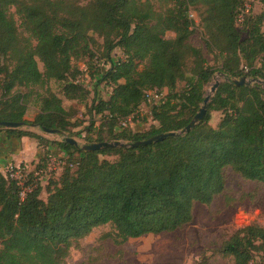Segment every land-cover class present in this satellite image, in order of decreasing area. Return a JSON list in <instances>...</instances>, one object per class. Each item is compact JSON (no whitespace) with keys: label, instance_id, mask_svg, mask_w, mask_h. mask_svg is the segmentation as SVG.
<instances>
[{"label":"trees","instance_id":"1","mask_svg":"<svg viewBox=\"0 0 264 264\" xmlns=\"http://www.w3.org/2000/svg\"><path fill=\"white\" fill-rule=\"evenodd\" d=\"M160 1L162 7L154 10L149 0H91L85 5L79 0H0V121L71 136L81 120L72 122L60 97L50 91L39 95V111L27 121V94L17 88L54 80L62 83L65 97L83 99L87 91L76 81L74 62L87 58L92 68L97 52L96 59L110 61L99 81L112 89L107 99L93 100L89 107L103 120L84 127L87 143L134 142L185 127L216 70L204 49L219 59L226 77L264 79V12H244L240 28L236 21L243 0ZM191 10L202 45L189 40L196 24ZM115 47L124 57L113 61ZM179 80L184 81L181 90L176 89ZM147 91L163 93L149 111L156 125L145 132L122 127L121 121L145 103ZM216 111L221 116L212 126ZM4 131L36 139L45 154L56 145L65 152L66 165L58 181L45 188L36 181L38 165L22 180L0 171V264H62L73 244L102 225L111 227L104 236L117 243L174 231L192 220L195 203L209 204L225 190L226 167L264 185V86L258 83L219 82L203 119L187 134L138 147L83 151L64 139ZM43 190L46 200L40 197ZM216 253L231 259L229 264H254L258 253L264 264V226L237 228ZM199 264L218 263L203 256Z\"/></svg>","mask_w":264,"mask_h":264},{"label":"rangeland","instance_id":"2","mask_svg":"<svg viewBox=\"0 0 264 264\" xmlns=\"http://www.w3.org/2000/svg\"><path fill=\"white\" fill-rule=\"evenodd\" d=\"M91 0H79L82 5L89 3ZM143 1V0H142ZM154 10H159L161 6L160 0H149ZM243 7H248L251 15H256L264 12V5L258 0H243ZM14 11V7L11 8ZM192 17L195 19L194 33L190 37V42L194 45H202V33L197 25L198 20L195 16L196 12L191 10ZM244 11L238 16L236 21L239 27H242V22H239ZM16 20L18 16L14 14ZM167 37H172V32L166 33ZM245 37V33L242 34ZM99 43L102 39L96 36ZM205 57L208 64L216 68L212 80L205 87V94L209 93L210 87L215 80L220 82L224 78L220 75V61L213 58V54H209L205 49ZM111 59L113 61L124 57L120 47H115L111 51ZM99 53H95V60L90 63L89 67L87 58H82L74 63L79 72L76 75V81L87 91L83 99H75L65 97L62 91V83L54 80H49L43 85H35L30 87H19L17 90L26 93V110L25 119H30L39 111V95H45L49 91L55 93L62 99V104L70 114L73 115V121L81 120V124L74 127V133L70 136L77 139L81 144L87 143L83 135H86L84 127L89 125L92 120L95 126L100 125L103 116L96 114L93 116L89 112L93 100L98 98L107 99L111 94L112 85L105 81H99L101 74L110 67V61L104 62ZM97 60V61H96ZM104 62V63H103ZM38 67L43 69L42 63L38 61ZM97 69V72L94 70ZM94 74V75H93ZM247 79H251L247 77ZM264 80V79H262ZM259 85L264 86V83ZM184 86V81L179 80L176 84V89L181 90ZM3 96V90L0 88V100ZM151 104L145 101L144 104L135 111L134 117L129 121V127L134 132H145L156 123L150 117ZM221 113L219 111L211 113V125L215 126L218 122ZM46 135L50 141H60L63 135L69 136L68 132L62 134H49L42 131L38 126H22L16 128ZM5 128L0 127V131ZM94 136L95 130L92 131ZM51 146V145H49ZM57 146H53V150L42 152L45 157L44 162H33L24 167V174L39 166V174L36 181L43 188L50 185L52 181H58L61 173L64 170L65 162L64 155L58 153ZM63 155V157H62ZM108 159H114V156H107ZM21 166V165H19ZM225 190L216 196L209 204L195 203L192 211V220L186 225L170 232L158 234H146L137 238H130L123 243H117L112 238H108L105 233L111 231L109 225H102L94 228L87 236L80 239L77 244H73L69 253L65 257L62 264H199L201 257L206 256L212 262L218 264H229L231 259L221 257L216 253V249L220 243L228 238L231 233L239 227L248 224H257L264 226V185L242 178L238 173L230 167L224 170ZM25 175L22 177V179ZM21 179V180H22ZM22 183V181H20ZM40 197L46 200L47 193L43 190ZM260 254L255 253L254 264H260Z\"/></svg>","mask_w":264,"mask_h":264},{"label":"water","instance_id":"3","mask_svg":"<svg viewBox=\"0 0 264 264\" xmlns=\"http://www.w3.org/2000/svg\"><path fill=\"white\" fill-rule=\"evenodd\" d=\"M220 75L224 78V81L230 80L236 85H243V84L253 85L255 83H258V84L264 83V80L259 79V78L247 79L246 76H242L240 78H228L223 73H220ZM219 82L220 81L215 80L212 83L210 87V91L209 93L205 95L203 102L200 108L198 109L197 113L191 118V120L187 123V125L180 130L158 133L146 139L137 140L134 142H126L123 140H111V141H100V142H94V143L81 144L77 139L67 136V135H63V139L66 142L76 147H79L83 151H95V150H99L102 148H112V147H138L141 145L152 144L157 141H162L166 139L167 137H179V136L185 135L203 119L209 98L216 91L219 85ZM22 126H26V124H24V122H21V121H5V120L0 121V127H3L5 129H16V128H21ZM30 126H35V125H30ZM40 129L49 134L59 133V131L56 129H46L42 127Z\"/></svg>","mask_w":264,"mask_h":264},{"label":"crops","instance_id":"4","mask_svg":"<svg viewBox=\"0 0 264 264\" xmlns=\"http://www.w3.org/2000/svg\"><path fill=\"white\" fill-rule=\"evenodd\" d=\"M39 135L49 139L46 135ZM53 146L56 145L48 146L46 150H53ZM57 151L60 156L63 154L61 149ZM42 152L44 149L38 146L36 139L28 136L14 137L8 135L4 130L0 131V171L10 164L27 166V164L37 162L43 157Z\"/></svg>","mask_w":264,"mask_h":264},{"label":"built area","instance_id":"5","mask_svg":"<svg viewBox=\"0 0 264 264\" xmlns=\"http://www.w3.org/2000/svg\"><path fill=\"white\" fill-rule=\"evenodd\" d=\"M249 8L248 7H244V12H248ZM104 63V62H103ZM109 68V67H108ZM163 98V93H157V92H153V91H147L146 92V101L149 102L151 105L160 103L162 101ZM136 112H134L133 114H131L130 116H128L127 118H125L124 120L121 121L120 125L122 127H126L129 126V121L132 119V117H134V114ZM24 167L25 166H14V165H7L4 169H2V173L4 175H8L11 178H15L17 180H21L24 174Z\"/></svg>","mask_w":264,"mask_h":264}]
</instances>
